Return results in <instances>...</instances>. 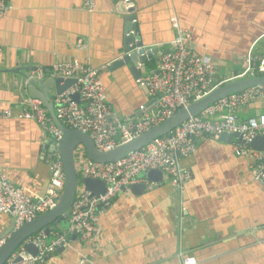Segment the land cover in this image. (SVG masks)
Wrapping results in <instances>:
<instances>
[{
	"label": "crops",
	"instance_id": "crops-1",
	"mask_svg": "<svg viewBox=\"0 0 264 264\" xmlns=\"http://www.w3.org/2000/svg\"><path fill=\"white\" fill-rule=\"evenodd\" d=\"M121 1L96 0L91 14L81 0L6 2L0 17V112L9 110L12 118L0 119V174L30 195L45 193L53 138L34 121L18 118L23 97H29L22 76L48 79L53 64L78 60L105 69L100 78L108 105L121 119H136L141 106L154 107L130 64L111 70L124 55L125 27L133 26L117 10ZM132 1L144 52L157 50L138 64L140 77L157 71L158 54L177 35L172 20L215 65L218 78L244 70L248 53L264 58V0ZM78 40L83 49L76 47ZM263 113L255 105L237 118L244 122ZM194 143L195 151L178 159L190 172L188 183L177 189L166 176L154 181L141 174L148 182L141 183L144 191L122 190L99 215L96 243L71 238L68 248L42 264H77L80 256L87 264H182L183 258L192 264H264V187L253 177L255 159L236 154L237 139L200 136ZM13 231V220L0 215V240Z\"/></svg>",
	"mask_w": 264,
	"mask_h": 264
},
{
	"label": "built area",
	"instance_id": "built-area-1",
	"mask_svg": "<svg viewBox=\"0 0 264 264\" xmlns=\"http://www.w3.org/2000/svg\"><path fill=\"white\" fill-rule=\"evenodd\" d=\"M123 1L126 5L133 3L132 0ZM6 2L7 0H0V17L7 9ZM81 3L87 13L96 11V0H81ZM172 25L177 35L168 44V48L158 54L157 71L136 79L137 85L147 89L155 102L152 109L141 106L136 119H121L108 105L107 93L100 78L104 68L94 70L78 60L53 64L52 78L74 81L64 92L52 97L54 116L60 125L67 130L88 135L96 150L110 152L159 125L177 111L202 100L216 88L231 81L264 74V58L256 59L248 53L243 71L231 78H218L215 65L190 45V35L180 30L176 20H172ZM76 47L83 49L84 42L78 40ZM255 62H259L257 67L253 66ZM73 95L78 96V102L73 100ZM22 105L18 118L34 121L48 133L53 138V152L49 162V182L43 195H30L24 187L15 185L6 175L0 174V215L9 216L14 222L15 230L54 209L65 180L59 154L62 132L39 100L24 96ZM255 105L264 107V85L218 100L168 135L153 140L113 163L92 162L85 151L78 148L75 151V162L79 188L69 210L66 228L50 231L48 235L44 230L39 231L25 240L4 264H42L58 249L68 248L73 236L82 244L96 243L101 235L99 215L122 190L141 183L147 184L145 179L139 177L141 174L161 171L169 178L173 187L180 189L191 180V175L179 165L178 159L195 151L196 137L217 139L223 133L239 135L243 143L237 146L236 154H249L255 159L253 177L264 187V152L253 151L248 146L253 138L264 137V113L244 122L237 118L240 111ZM10 118L12 114L9 110L0 112V119ZM84 179L103 182L104 193L92 195L85 191L81 184ZM5 241L0 240V247ZM30 243L37 250L35 256L23 248L24 244ZM181 263L192 264L189 258H183ZM77 264H87V260L80 256Z\"/></svg>",
	"mask_w": 264,
	"mask_h": 264
},
{
	"label": "water",
	"instance_id": "water-1",
	"mask_svg": "<svg viewBox=\"0 0 264 264\" xmlns=\"http://www.w3.org/2000/svg\"><path fill=\"white\" fill-rule=\"evenodd\" d=\"M117 10L126 16L127 22H133V26L130 28L125 27L124 55L114 61L111 65V70H115L119 67H124L130 64L128 67L135 79L140 78L136 68L139 63L145 62V57L152 58L151 53H155L157 50L144 52L142 43L139 41V30L136 26V13L135 7L132 3L126 5L122 0L117 6ZM135 24V25H134ZM133 32L132 34H129ZM136 41V42H135ZM145 72V69H143ZM38 74V73H37ZM74 83L73 80L63 81L62 79L48 78V79H36L29 75L22 76V88L26 90L29 97L37 99L41 102L42 106L47 110L49 116L52 118L56 127L62 132L63 137L59 143V154L62 160L65 180L61 195L57 201L56 207L49 212L38 216L30 223H25L10 235L5 243L0 247V264H4L5 261L15 252L23 242L39 231L44 230L48 235L51 231V226L60 228L69 216L70 207L75 200L76 193L79 188V179L75 166V151L78 148H82L85 151L87 158L92 162L107 164L120 160L126 154L135 152L151 143L153 140L164 137L172 132L179 125L187 121L190 117L200 115L211 104L223 99L230 94L241 93L244 90L264 85V74L259 77L250 78L247 77L243 80L231 81L223 86L216 88L209 95L202 100L189 105L186 109L177 111L174 115L167 118L159 125L149 129L147 132L139 135L132 141L117 146L110 152H100L96 150L91 139L86 134H82L75 130H67L63 128L54 116L52 107V92L55 95H59L68 89ZM73 100L78 102V96L73 95ZM220 140L232 142L238 140L239 143H243L241 137L237 134L223 133L219 136ZM249 148L256 152H264V137H255L249 142ZM164 174L161 171H150L146 177L148 180L159 181L164 178ZM81 184L85 191L91 192L92 195H102L105 191V184L98 180L84 179ZM130 189L134 191H144L145 187L142 185L131 186ZM71 238H76L75 236ZM24 250L31 254L36 255L37 250L33 244H24ZM58 249L57 251H62Z\"/></svg>",
	"mask_w": 264,
	"mask_h": 264
},
{
	"label": "trees",
	"instance_id": "trees-1",
	"mask_svg": "<svg viewBox=\"0 0 264 264\" xmlns=\"http://www.w3.org/2000/svg\"><path fill=\"white\" fill-rule=\"evenodd\" d=\"M258 64H259V62H255V63L253 64V66H254V67H257ZM62 224H63V223H62ZM62 224H61V225H62ZM61 227H62V226H61ZM61 227H60V228H55V227H53V232H54V231H61V230H62Z\"/></svg>",
	"mask_w": 264,
	"mask_h": 264
},
{
	"label": "rangeland",
	"instance_id": "rangeland-1",
	"mask_svg": "<svg viewBox=\"0 0 264 264\" xmlns=\"http://www.w3.org/2000/svg\"><path fill=\"white\" fill-rule=\"evenodd\" d=\"M241 71H243V70H241ZM241 71H239V72L235 73V75L239 74ZM261 76H262V75H261ZM230 78H231V77H230Z\"/></svg>",
	"mask_w": 264,
	"mask_h": 264
},
{
	"label": "bare ground",
	"instance_id": "bare-ground-1",
	"mask_svg": "<svg viewBox=\"0 0 264 264\" xmlns=\"http://www.w3.org/2000/svg\"><path fill=\"white\" fill-rule=\"evenodd\" d=\"M35 256V255H34ZM6 262V261H5Z\"/></svg>",
	"mask_w": 264,
	"mask_h": 264
}]
</instances>
